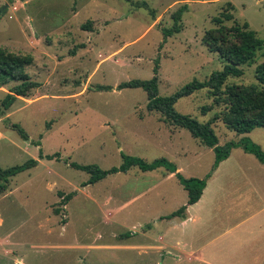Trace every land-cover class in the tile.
Instances as JSON below:
<instances>
[{"label":"rangeland","instance_id":"obj_1","mask_svg":"<svg viewBox=\"0 0 264 264\" xmlns=\"http://www.w3.org/2000/svg\"><path fill=\"white\" fill-rule=\"evenodd\" d=\"M184 4L181 32L162 43V29L171 27L172 13ZM79 5V12L72 15ZM226 12L234 20L223 21L222 27L212 21ZM243 21L264 42V0H0V48L32 55L26 72L39 84L28 97H17L0 117V166L37 158L39 149L44 155L59 153L58 159H39L34 168L9 178L7 190L0 194V264H156L159 254L137 253L122 245L143 244L141 226L149 222L148 215L169 213L186 202L184 191V200L176 204L183 190L177 180L141 197L118 215L126 219L123 223L110 226L107 195L111 183L121 179L108 177L85 187L81 184L89 175L68 163H94L107 169L121 163V151L146 161L159 157L172 161L167 142L171 127L159 112L147 111L146 92L115 86L132 78L149 79L158 54L160 96L172 94L192 79H206L223 62L202 43L203 35L218 28L221 33L214 34L219 44L236 43L231 27ZM159 44H163L160 50ZM263 60L264 43L254 62L240 66L243 74L229 77L226 84L256 83L255 67ZM14 84L0 88V99ZM99 84L113 88L99 91ZM175 108L205 122L224 105H215L207 88H202L180 98ZM13 123L25 130L27 140L17 135ZM212 127L219 144L248 137L264 151V133L258 131L264 129L237 134L220 120ZM168 134L181 147L202 145L184 128ZM202 156L201 163L206 164L209 153ZM135 170L142 176L134 177ZM127 174L131 175L122 184L123 194L155 183L160 169L132 167ZM163 186L174 196L166 205L157 199ZM73 190L76 195L62 205L58 192ZM135 223L140 224L135 226L137 233L126 243L114 242L112 234L132 230ZM99 234H103L99 243L111 246H89Z\"/></svg>","mask_w":264,"mask_h":264},{"label":"crops","instance_id":"obj_2","mask_svg":"<svg viewBox=\"0 0 264 264\" xmlns=\"http://www.w3.org/2000/svg\"><path fill=\"white\" fill-rule=\"evenodd\" d=\"M80 6L82 7V5L76 7L75 12L71 10L72 15L75 16L79 12ZM97 9H100L98 5ZM153 112L157 111L153 110ZM163 123L167 122L163 121ZM167 124L171 127V130H167L169 137L167 142L170 143L173 152L172 161L168 160L176 165V171L184 177L203 178L212 168L213 150L201 142L202 145L199 149L178 146L171 138L173 135L168 134H173L176 127ZM252 131L245 134L250 135ZM258 131L264 133V130ZM203 152L209 153L206 164L201 163ZM131 168L126 172H117L104 178L110 177L112 181L121 179L119 182L111 183L107 195L112 208L109 212L110 226L123 223L126 219L118 218L122 211L128 209L155 188L161 187L166 181L176 179L178 185L182 186L174 172H169L164 167H157L153 170L160 169V174L157 181H154L155 183L147 185L136 193L123 194L121 192L122 184L126 177L131 175L127 174ZM118 173H124L125 176H116ZM132 175L140 177L142 173L135 170ZM96 183L86 185L82 183L81 185L89 187ZM163 187L158 191L157 199L160 204L166 205L173 201L174 196L168 188ZM73 191L75 194L71 199L76 195V190ZM184 191L186 192L184 188L180 189L182 199L176 204L184 200ZM60 193L64 195L62 192H58V194ZM59 202L61 203V200ZM171 212L148 215L146 220L149 222L145 221L141 226L144 243L141 245L131 243L122 246L130 247V250L137 253L151 250V253L159 254L160 259L156 261V264H264V162L259 161L252 153L244 151L241 147H233L228 157L218 163L206 180L199 199L187 205L186 217L184 219L179 217L164 218ZM135 226H140V224L135 223L132 225V230L125 229L126 232L123 234H112L114 242L126 243L129 236L137 233ZM99 240H103V234L96 236L88 245L99 249L111 246L99 243Z\"/></svg>","mask_w":264,"mask_h":264},{"label":"trees","instance_id":"obj_3","mask_svg":"<svg viewBox=\"0 0 264 264\" xmlns=\"http://www.w3.org/2000/svg\"><path fill=\"white\" fill-rule=\"evenodd\" d=\"M131 1V0H125ZM230 4V9H233ZM187 9L184 4L172 13L174 20L169 28H163V41L173 34L181 31V16ZM234 20L231 12L223 13L222 16L212 18V21L222 27L223 21ZM221 31L211 29L205 32L202 37V43L207 46L210 51L216 52L219 59L223 62L220 70L213 71L206 79H192L179 87L172 94L160 96L158 94V68L160 56L157 55L154 59L155 66L152 69V76L149 79L132 78L127 81H122L117 84L116 89L123 88H141L146 92L148 111L159 112L164 121L175 127L186 129L191 136L197 138L204 146L209 147L214 152V162L211 170L203 177H184L180 172L176 171V165L170 162L165 157L155 158L151 161H146L144 158L125 154L121 151V163L117 166H111L104 169L99 165L80 164L77 162H69V166L77 170L86 172L89 176L83 185L93 184L104 179L110 174L117 172H126L131 167H138L142 171H150L157 167H164L169 172H174L175 176L182 184L187 193L186 204L181 205L164 218L186 217V207L189 204L196 202L206 184V180L215 170L218 163L228 157L233 147H241L244 151L252 153L259 161L264 162V151L259 144L253 142L248 137H242L238 141H227L224 144H219L218 137L212 127L217 120L228 128L235 131L237 134H244L252 131L255 128H264V60L255 67L254 76L256 83L248 85L226 84L229 77H239L243 74L240 67L244 64H250L255 61L257 51L263 47V40L259 38L255 32L249 28L246 21L241 25L235 23L231 27V35L236 39V43L222 46L219 44V37L214 33ZM163 44H159L158 49L162 48ZM74 54V50L70 51ZM33 57L30 54H14L0 48V88L15 82L10 87L7 93L0 99V117L10 109L17 97H28L30 91L39 86L38 82L32 80L26 72V67L31 65ZM207 88L208 93L212 96L215 105H224V108L215 113L211 119L205 122L198 121L194 117L183 114L176 110V102L182 98L191 95L195 91ZM96 89L110 90V85H97ZM12 127L19 137L23 140L28 139L25 130L17 123H13ZM36 146L40 145L39 141L34 142ZM59 158V153L44 155L39 149L37 158H28L23 163L11 165L8 167L0 166V193L4 192L8 187L9 178L16 174L35 167L39 159ZM75 194L74 191L61 196V203L65 204Z\"/></svg>","mask_w":264,"mask_h":264}]
</instances>
